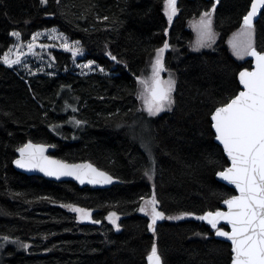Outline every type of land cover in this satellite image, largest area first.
I'll use <instances>...</instances> for the list:
<instances>
[{"label":"trees","instance_id":"16d2710c","mask_svg":"<svg viewBox=\"0 0 264 264\" xmlns=\"http://www.w3.org/2000/svg\"><path fill=\"white\" fill-rule=\"evenodd\" d=\"M213 3L177 0L180 11L169 25L164 0H0V56L15 42L13 31L26 41L58 28L81 43L85 60L104 69L79 73L72 54L59 48L52 49L53 74L26 75L0 61V236L31 243L27 251L8 247L0 264H147L153 244L164 264H231V243L206 222L165 218L153 233L150 217L138 211L153 184L166 217L203 215L236 194L217 178L230 162L215 140L211 115L241 91L239 72L252 67L228 45L252 0H220L213 16L217 42L191 51L190 21ZM254 27L255 47L264 51V9ZM165 41L175 103L149 116L136 77L150 76ZM73 117L85 123L77 126ZM136 128H145L144 135ZM29 140L54 145L63 160L90 161L121 183L82 187L22 173L13 162ZM149 148L156 169L151 181L145 175ZM64 204L93 209L101 223L79 221ZM110 211L120 216L119 232L106 220Z\"/></svg>","mask_w":264,"mask_h":264},{"label":"snow or ice","instance_id":"6c2138e0","mask_svg":"<svg viewBox=\"0 0 264 264\" xmlns=\"http://www.w3.org/2000/svg\"><path fill=\"white\" fill-rule=\"evenodd\" d=\"M41 2L46 5L48 0H41ZM58 2L59 0H57ZM217 3L219 0H216L211 9L203 12L199 20L194 22L197 38L192 46L195 50L211 47L217 38V33L213 29V14ZM164 4V11L169 25H171L180 9L177 6V0H164ZM261 9H264V0H252L251 10L243 17L241 28L238 32L233 33L232 38L228 41L233 53L238 58L251 56L255 59V66L252 70L245 68L239 72V83L243 89L228 103L216 107L211 116L216 139L222 143L231 162L230 166L219 171L217 175L234 185L238 190V195H232L223 200V204L227 205V211L217 209L199 216L193 212H182L177 216L166 217L165 213L160 211V201L157 199L153 184L151 196H141L140 200L143 203L138 208L139 212L150 217L151 222L148 224V228L153 233L156 231L157 221L165 218L182 219L195 216L198 220L207 221L216 230L217 236L225 237L231 242V264H264V51H258L254 43V18L257 17ZM103 19L107 20L108 17L105 16ZM11 35L19 38L21 33L13 31ZM41 35L43 34L39 32L32 35L31 41L27 44L28 52L37 54L35 53L37 47L45 49L59 46L70 52L73 58L83 53L79 41L69 42L67 36L57 33L55 29L49 36L52 40H59V45L37 44ZM13 47L19 49L21 45ZM170 47L171 45L165 41L163 47L156 50L149 77H136L141 85L138 95L149 116L158 115L165 109H170L175 103L173 93L176 81L171 73L168 74L167 80L163 79L161 75L166 71L164 53ZM12 51L13 49L9 48L3 56H0V61L8 66L21 64L24 53L16 51L15 58H11ZM108 55L113 61L117 59L111 52ZM52 59L54 60L55 57ZM94 65L95 61L89 60L82 67L91 70ZM25 66L27 67V65ZM99 70L104 71L103 68H99ZM71 122L77 126L85 123L76 120L75 117ZM145 147L148 146L145 145ZM46 150V145H34L29 140L27 144L17 150L20 157L14 163L20 168L39 169L49 176H75L81 184L85 181L91 184H111L116 179L91 163L69 164L46 156ZM148 151L150 153V148ZM150 160L151 166L145 169V175L152 179L156 171L155 159L150 156ZM63 206L77 213L80 221L101 223L100 220H93V209L91 208H83L74 204ZM119 219L120 216L116 211H110L107 215V220L117 230L120 229ZM221 221L230 225V231L218 227ZM0 240L9 242V237L4 236ZM12 242L18 243L24 248L30 247L18 240ZM147 260L149 264H162L155 244H153Z\"/></svg>","mask_w":264,"mask_h":264},{"label":"rangeland","instance_id":"374dc122","mask_svg":"<svg viewBox=\"0 0 264 264\" xmlns=\"http://www.w3.org/2000/svg\"><path fill=\"white\" fill-rule=\"evenodd\" d=\"M179 14V12L177 13V15ZM176 15V16H177ZM175 16V17H176ZM214 16V14H213ZM174 17V18H175ZM173 18V20H174ZM200 18V17H199ZM199 18H195L194 20H191L190 21V28L192 29V31L194 32V37H193V40L191 41L190 45H189V49L191 51H202V50H206L208 48H212L215 43L217 42L218 40V35H217V38L215 40V42L212 44L211 47H204V48H201L199 50H195L193 48V44L197 38V33H196V30H195V27H194V22L195 21H198ZM173 22V21H172ZM55 29L57 33H63L61 32L58 28H50V29H45V30H40V31H37L36 33H42L43 35H41L39 38H38V41H37V44H45V45H52V44H55V45H59L60 41L59 40H52L49 36V34L52 32V30ZM213 29L214 31L216 32V29L214 28V17H213ZM239 31V30H238ZM237 31V32H238ZM236 33V32H235ZM35 34V33H34ZM64 34V33H63ZM65 35V34H64ZM66 36V35H65ZM233 36V35H232ZM232 36L230 38H232ZM32 37V36H31ZM31 37L30 39L24 41L22 40L21 36L19 38L17 37H14L15 38V42L12 44V46L10 48L13 49L12 53L10 54L11 55V58H15V53L16 51H20V52H23L24 55L22 56V63L21 64H18V65H12L11 67H15L17 68L19 71L23 72L24 74L26 75H33V74H37V73H48V74H53L56 70V67H55V59L53 60L52 57V49L53 48H59V49H62L64 50L63 48L59 47V46H56V47H50V48H45V49H41L39 47H37L35 49V53L37 54H33V53H30L28 52V49H27V44L31 41ZM69 39V42H72V40ZM230 40V39H229ZM14 45H21V47L19 49L17 48H14L13 46ZM229 45V43H228ZM80 46L82 47L81 43H80ZM83 48V47H82ZM229 49L231 51V53L233 54V56L238 59V60H241V61H244L246 59L249 58V56H246L244 58H238L232 51V48L231 46L229 45ZM167 51V50H166ZM166 53V52H165ZM164 53V55H165ZM3 56V55H2ZM85 57V51L83 49V53L82 55H79L77 57L74 58V64H73V67L74 69L79 72V73H85V74H89V73H92V72H97V71H100L99 68H101L97 63H95V65L93 66V69H88V68H83L82 65H85L87 64V62L89 60H85L84 59ZM2 62V61H1ZM27 65V67L25 66ZM101 72H104V71H101ZM168 72V70H166L165 72H163L161 75L163 77V79L167 80L168 79V75L166 74ZM151 75V74H150ZM141 91V85L139 84V92ZM138 92V93H139ZM139 97V95H138ZM167 110V109H165ZM164 110V111H165ZM163 112V111H162ZM160 112V113H162ZM137 131H138V135L139 136H142L144 135V131H145V128H142V129H139V128H136ZM154 157L153 156V153L152 151L150 150V153H149V157ZM149 181H151L152 179H149ZM66 205V204H64ZM64 207V206H63ZM65 209L71 211L69 208H66L64 207ZM181 214V213H179ZM179 214H174V215H170V216H177ZM77 215V218H78V214L76 213ZM189 218H195V216H188V217H184L182 219H189ZM182 219H169V220H182ZM79 220V219H78ZM107 220V218H106ZM80 221V220H79ZM81 222H86V221H81ZM107 222H109L111 224L110 221L107 220ZM119 223V221H118ZM112 225V224H111ZM115 229V231L119 232L121 231V226H120V229L117 230L115 228L114 225H112ZM0 238H2V236H0ZM21 241L23 242L24 244H28V245H31L30 242L28 241H24V240H21V239H18V238H11L9 237V242H4L2 240H0V259L1 257L3 256V253L5 252V250L12 246V247H15L19 250H28V248H24V247H21L20 244L18 243H15V242H12V241Z\"/></svg>","mask_w":264,"mask_h":264},{"label":"water","instance_id":"95a60500","mask_svg":"<svg viewBox=\"0 0 264 264\" xmlns=\"http://www.w3.org/2000/svg\"><path fill=\"white\" fill-rule=\"evenodd\" d=\"M215 2H216V0H214ZM220 1V0H219ZM250 10H251V7H250ZM249 10V11H250ZM262 11H263V9H261V11L258 13V15H257V17L256 18H254V24L258 21V19H259V17H260V15H261V13H262ZM249 58L252 60V67L251 68H247V69H249V70H252L253 68H254V66H255V59L253 58V57H251V56H249ZM110 59H111V57H110ZM112 60V59H111ZM115 62H117V59L115 60ZM238 79H239V75H238ZM241 85V84H240ZM243 89V86L241 85V90ZM212 116V115H211ZM212 125H213V121H212ZM213 127V126H212ZM213 130H214V132H215V129L213 128ZM216 134V133H215ZM215 140H216V142L217 143H219L222 147H223V145H222V143L220 142V141H218L216 138H215ZM34 145H46L47 146V150H46V152H45V155L46 156H49V157H52V158H54V159H56V160H60V161H65V162H67V163H69V164H82V163H91L92 165H94L96 168H98V169H100L98 166H96L95 164H93L92 162H90V161H81V162H69V161H66V160H63V159H61V158H59V157H57V156H55L54 155V152H55V147H54V145H51V144H45V143H35V142H32ZM27 144V143H26ZM22 147V146H21ZM225 154H226V156H227V153L225 152ZM20 157V153L17 151V157L15 158V160L16 159H18ZM228 158V157H227ZM229 159V158H228ZM14 160V161H15ZM229 162H230V159H229ZM231 163V162H230ZM230 163H229V166H230ZM13 165H14V167L18 170V171H20V172H22V173H25V174H27V175H29V176H40V177H43V178H45V179H48V180H53V181H56V182H61V181H73V182H75V183H77L78 185H80V186H82V187H84V186H89V187H94V188H109V187H111L112 185H114V184H117V183H121V181L118 179V178H116V179H114V181H113V183H111V184H91V183H88L87 181H85V183H83V184H81L80 183V181L78 180V179H76V177L75 176H60V177H55V176H49V175H47L45 172H43V171H40L39 169H25V168H20V167H18L14 162H13ZM101 171H104V172H107V171H105V170H103V169H100ZM107 173H109V172H107ZM110 174V173H109ZM110 175H112V174H110ZM113 176V175H112ZM114 177V176H113ZM217 178L220 180V181H222L223 183H225V184H227V185H229V186H231L232 188H234L235 189V186L234 185H232V184H230L228 181H225L222 177H219L218 175H217ZM236 190V189H235ZM235 195H238V190H236V194ZM221 210H224V211H227V205H224L223 203H222V208H221ZM204 222H206L207 223V221H204ZM208 224V223H207ZM209 225V224H208ZM210 227H211V225H209ZM222 226H224L225 228H224V230H226V231H230V225H227V223L225 222V221H221L220 222V225H218V227H222ZM212 228V227H211ZM215 230V229H214ZM216 237L217 238H219V239H223V240H226V241H228L227 240V238H225V237H219V236H217L216 235ZM229 243H231L230 241H228ZM160 255V254H159ZM148 257V256H147ZM162 259V258H161ZM147 264H149V261L147 260ZM162 264H164L163 263V260H162Z\"/></svg>","mask_w":264,"mask_h":264},{"label":"bare ground","instance_id":"6f19581e","mask_svg":"<svg viewBox=\"0 0 264 264\" xmlns=\"http://www.w3.org/2000/svg\"><path fill=\"white\" fill-rule=\"evenodd\" d=\"M141 110V109H140ZM86 119V118H85Z\"/></svg>","mask_w":264,"mask_h":264}]
</instances>
